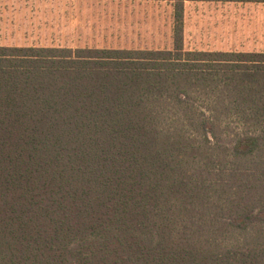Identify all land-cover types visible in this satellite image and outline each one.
Segmentation results:
<instances>
[{
  "label": "trees",
  "instance_id": "trees-1",
  "mask_svg": "<svg viewBox=\"0 0 264 264\" xmlns=\"http://www.w3.org/2000/svg\"><path fill=\"white\" fill-rule=\"evenodd\" d=\"M174 19L171 49L0 45V264H264V52Z\"/></svg>",
  "mask_w": 264,
  "mask_h": 264
},
{
  "label": "rangeland",
  "instance_id": "rangeland-1",
  "mask_svg": "<svg viewBox=\"0 0 264 264\" xmlns=\"http://www.w3.org/2000/svg\"><path fill=\"white\" fill-rule=\"evenodd\" d=\"M181 3L186 49L264 52V0H0V45L171 49Z\"/></svg>",
  "mask_w": 264,
  "mask_h": 264
}]
</instances>
